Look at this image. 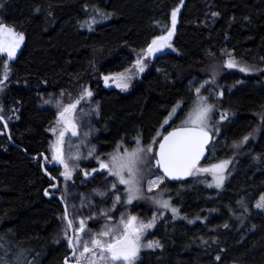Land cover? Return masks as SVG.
I'll return each mask as SVG.
<instances>
[{
  "label": "trees",
  "instance_id": "obj_1",
  "mask_svg": "<svg viewBox=\"0 0 264 264\" xmlns=\"http://www.w3.org/2000/svg\"><path fill=\"white\" fill-rule=\"evenodd\" d=\"M0 18L24 36L0 93L4 111L15 113L8 121L0 117L13 145L0 121V248L16 257L23 252L30 264H61L64 256L50 243L65 209L46 196L56 173L45 161L42 169L41 158L54 113L39 107L40 94L63 92L70 100L90 87L99 103L93 143L106 156L135 139L150 142L173 106L188 105L190 84L205 77L210 62L223 63L221 51L229 50L239 69L257 72L222 76L226 88L244 83L230 94L224 90L220 108L233 118L222 132L232 143L258 123L261 133L238 155L219 192L188 178L166 180L165 199L186 220L198 221L189 225L166 213L146 237L159 248L140 251L137 264H264V215L246 214L264 193V0H0ZM164 27L175 54L156 57L129 95L99 85L104 75L130 68L131 52L145 50ZM131 213L147 220L151 212Z\"/></svg>",
  "mask_w": 264,
  "mask_h": 264
},
{
  "label": "rangeland",
  "instance_id": "obj_2",
  "mask_svg": "<svg viewBox=\"0 0 264 264\" xmlns=\"http://www.w3.org/2000/svg\"><path fill=\"white\" fill-rule=\"evenodd\" d=\"M171 17L173 19L172 15ZM89 21V26L85 25L86 28H90ZM0 25L10 27L4 23L1 18ZM164 28L162 29L163 33L153 39L145 50L131 52L133 62L130 68L122 72L104 75L99 85L103 86L105 89H115L122 95H129L133 91V86L137 84L136 82H138L149 70L156 57L167 53L175 54L172 43L173 35H171V39L167 42L171 47L165 46L160 51L147 54V50L154 40L159 42V37L167 36L168 33L171 32L169 27ZM13 31L16 34H20L14 29ZM23 44L24 40L17 49L15 57L23 47ZM220 55L224 59V62L219 63L212 61L208 64L205 69V77L199 81L192 82L189 86V92L192 98L188 105L183 107V109L182 102L173 106L150 142L143 144L138 139H135L133 145H120L106 156L99 155L97 153V147L93 143V139L98 133L96 122L99 116V103L95 99V95L90 90V87H85L77 96L71 99L69 97L70 100L66 99L63 92L56 94H40L38 96L39 107L42 109H50L54 113V120L46 130V133L49 135V142L48 154L44 161L47 169L54 170L56 173L54 178L58 186H56L54 191H57V193H55L63 202L66 213V216L61 215L58 218V225L50 235V243L63 248L64 256L61 264H63V260L64 264L66 260L67 264H77V261H79V264H93V261H95V264H125L123 261L113 262L111 260L100 259L99 249L94 250L96 253L95 255H93L92 252L84 253L83 245L87 242L88 246L91 247L90 241L92 237L97 236L107 228H112L114 230L112 235H122L124 226L121 221H127V219L132 216L137 217V224H153L151 228L145 229L141 234V238L137 242L139 252L159 248L156 246L152 248L145 247V245L149 243L155 244V242H157L154 239L148 240L146 237L166 213L172 217V220H179L185 223L187 221L189 225L198 221V218L186 220L185 216L181 214L180 209L172 205L171 201L165 199L166 180L157 169L155 150L159 139L164 133L162 132L161 134L162 129V131H164L165 128L169 130L173 127L192 126L191 123H189V119L190 116L194 114L197 107L201 106L200 97H203V105H207L211 109L208 113L205 131L212 135V143L206 159L202 163L197 164L196 167L211 169L213 165L220 164L224 161H227L228 164L223 171H217L215 173L196 172L193 175H189L187 180H189L190 183H199L205 188L217 192L223 189L230 177L235 173L238 155L244 152V148L248 143L255 141L256 137L261 133V126H259L258 123V126L254 127L253 131L246 136L248 137L246 142L244 139L233 143L226 140L221 125L228 119L233 118V116L228 111L220 108L222 96L225 89L227 93L230 94L236 87L242 86L244 83L238 82L226 88L227 85H225L222 80V76L225 75V72L234 73L238 71L239 67H226V64L232 60L231 51L222 50ZM0 58V81H3V83L0 84L1 93L4 82L7 80L5 79V61L8 60V57L6 53H0ZM137 60H142L144 65L143 72H139L136 69L135 65ZM10 61H8V63ZM246 68L249 69V71L245 72L248 76H252L257 72V68H250L248 66ZM261 71H263V69ZM121 73L126 74V76L130 78L123 81L113 79L119 77ZM8 76L9 71L7 69V77ZM105 77H109L107 83L105 82ZM120 83H127V88L123 89L119 87L118 84ZM197 89H199V93H197ZM87 92H91L92 95L88 96L86 94ZM73 104H76V108L71 109L61 118L60 114L63 109ZM225 115L226 118H222L225 117ZM0 117L8 121L15 117V113L14 111H4L0 103ZM165 121H167V123H165ZM73 131L77 134L72 135ZM1 132L0 130V134ZM61 132L64 133L63 137L60 135ZM149 147L153 149L152 152L147 151ZM139 149H143V151H137ZM133 152L137 153L135 158L131 156ZM54 156H58L62 159L63 163H60L59 160H54ZM114 157L115 160L113 159ZM102 162L107 165L106 168H101ZM122 165L123 167H121ZM66 171L70 173L68 178L64 175ZM117 171L120 172V175L123 176L125 180H129L130 183L121 184L120 177L113 174ZM221 175L224 179L221 186L217 187V178ZM55 182H51L47 191L48 193H46L48 195L47 198H50L51 194L54 193L52 187L55 185ZM130 188L133 189L131 193L129 191ZM130 195L137 198L132 199V202L128 203ZM117 197H120L119 202H117ZM261 197H264V193L257 198L250 210L247 209L246 214L253 211L264 215V209L256 207ZM164 201L168 202V208L163 207ZM134 205L137 207L133 208ZM173 208L176 209L175 213L172 211ZM132 210L140 215H146L151 212L150 217L144 220L140 218V216L132 214ZM239 210H242V212L244 211L242 208ZM81 221L84 222L83 231L80 230ZM70 222L71 227L69 228L68 223ZM77 236L80 237V245H76ZM69 239L73 241L75 252L72 247H69ZM103 239L110 242L111 236L104 237ZM139 252L133 260V264L138 263ZM0 253L3 254V257L0 255V264H30L27 261L25 263L23 252H20L19 257H16L15 254H11V250H8V248L7 250L0 248ZM70 253H73V255L69 258H65ZM81 253H83V256H81ZM105 255L108 254L105 253ZM31 264H39V262H32Z\"/></svg>",
  "mask_w": 264,
  "mask_h": 264
},
{
  "label": "snow or ice",
  "instance_id": "obj_3",
  "mask_svg": "<svg viewBox=\"0 0 264 264\" xmlns=\"http://www.w3.org/2000/svg\"><path fill=\"white\" fill-rule=\"evenodd\" d=\"M173 16V26L175 25V17L176 12L172 13ZM172 33L169 32L167 36L159 37V42L154 40L152 45L149 46L147 50V54H152L156 51H160L163 47H171L170 44L167 42L171 39ZM24 36L23 34H16L12 28L5 27L0 25V53H6L8 60L5 61V79H7V67L8 61L12 60L15 55L17 49L20 47V44L23 42ZM236 62L234 60H230L226 67L233 68L236 67ZM136 69L139 72L144 71V65L142 60H137ZM242 72L249 71V69L245 67H240L239 69ZM126 74L121 73L119 77L113 79H119L121 81L125 79H129ZM105 82L109 80V77H105ZM3 81H0L2 84ZM119 87L123 89L127 88V83H120L118 84ZM197 93H199V89H197ZM88 96H91V92L86 93ZM201 106H198L195 110L194 114L190 116L189 123H191L192 127L190 128H183L178 131L170 133L168 136L164 137V142L160 144V151L158 153L159 159L156 161L157 166L161 167L164 170L166 176L172 178H179V176H187L193 175L196 172H217L223 171L224 168L227 167L228 162L224 161L220 164L213 165L211 169L209 168H197L196 165L199 162L200 158L203 156V146L208 142V134L205 131L206 122L208 119V113L211 109L207 105H203V97H200ZM79 103V102H77ZM76 104L71 105L70 107H66L61 112L60 116L63 118L66 113H68L71 109H75ZM222 118H226L222 117ZM167 123V121H165ZM75 131L72 132V135H76ZM61 137H63L64 133H60ZM248 137L244 138L246 142ZM137 151H143V149H139ZM148 152H152L153 149L149 147L147 149ZM137 155L136 152H133L131 156L135 158ZM54 160H59L60 163H63V160L60 159L58 156L53 157ZM115 160V157L113 158ZM67 168V166L65 165ZM107 165L103 162L101 163V168H106ZM123 167V165L121 166ZM120 177L121 184H128L130 183L129 180H125L123 176L120 175V172L117 171L113 173ZM65 177L68 178L70 173L67 171L64 173ZM224 177L221 175L217 178L216 186H221ZM155 183V182H152ZM115 186V185H114ZM211 186V185H210ZM130 193L133 189H129ZM137 197L130 195L128 203L132 202V199ZM120 197H117V202H119ZM163 207L168 208V202H163ZM257 208L264 209V197H261L260 201L256 205ZM175 213L176 209H172ZM137 217L132 216L127 219V221H121L124 226V231L122 235H112L113 229L107 228L106 230L100 232L97 236H93L90 244L91 247L88 246V243L85 242L84 253L92 252L95 255V249H99V256L102 260H111L113 262L116 261H123L125 264H133V260L136 258L137 253L139 252V246L137 242L141 238V234L144 232L145 229L151 228L153 226L152 223L143 224V223H136ZM69 227H71V222L69 223ZM80 230H84V222L81 221L80 223ZM111 236V241H105L104 237ZM81 240L80 237H76V245H80ZM153 246L159 247L158 242L149 243L145 245V247L152 248ZM69 247H72L75 252V246L73 245V241L69 239ZM107 253L108 255H105ZM83 256V253H81ZM67 264V260L65 262ZM79 264V261H77ZM95 264V261H93Z\"/></svg>",
  "mask_w": 264,
  "mask_h": 264
},
{
  "label": "water",
  "instance_id": "obj_4",
  "mask_svg": "<svg viewBox=\"0 0 264 264\" xmlns=\"http://www.w3.org/2000/svg\"><path fill=\"white\" fill-rule=\"evenodd\" d=\"M1 122L3 123L2 120H1ZM3 124H4V123H3ZM190 127H192V126L175 127V128H171V129H169V130L163 135V137L160 139V141H159V143H158V145H157V147H156V150H155V160L157 161V160L159 159L158 153H159V151H160V144L164 142V137L168 136V135H169L170 133H172V132L178 131V130L183 129V128H190ZM4 129H5V135H6V138H7L8 141L10 142V140H9V138H8L7 129H6V126H5V125H4ZM207 134H208V137H207V138H208V142L203 146V156L200 158V160H199L198 163L203 162V161L206 159V157H207V155H208V148L210 147V145H211V143H212V135H211L209 132H207ZM10 144L12 145L11 142H10ZM12 146H13V145H12ZM42 169H43V166H42ZM157 169H158V171L160 172V174L164 177L165 180H168V181H170V182H172V183L182 182V181L186 180V179L188 178V176H189V175H187V176H183V175H181V176H179V178H172V177L166 176L165 173H164V170H163L161 167L157 166ZM43 171H44V170H43ZM70 237H71V236H70ZM70 248H71V247H70ZM72 255H73V253H70V254L67 256V258L71 257Z\"/></svg>",
  "mask_w": 264,
  "mask_h": 264
},
{
  "label": "bare ground",
  "instance_id": "obj_5",
  "mask_svg": "<svg viewBox=\"0 0 264 264\" xmlns=\"http://www.w3.org/2000/svg\"><path fill=\"white\" fill-rule=\"evenodd\" d=\"M1 120H2V118H0V121H1ZM2 121H3V120H2ZM1 123H2V122H1ZM3 123H4V124H3ZM3 123H2V124H3V127H4V125L6 126V124H5L4 121H3ZM6 129H7V127H6ZM4 131H5V129H4ZM7 134H8V130H7ZM162 137H163V136H162ZM162 137H161V138H162ZM8 138H9V136H8ZM161 138H160V139H161ZM160 139H159V141H160ZM9 140H10V138H9ZM159 141H158V143H159ZM10 142L12 143L11 140H10ZM157 145H158V144H157ZM34 158H36V157H34ZM32 159H33V158H32ZM44 160H45V158H44V156L42 155V158H41V166H43V168H44ZM43 172H47V171L44 170ZM50 178H51L54 182L56 181L54 177H53L54 179H53L52 177H50ZM167 181H168V180H167ZM169 182H170V181H169ZM182 182H183V181H182ZM171 183H172V182H171ZM178 183H179V182H178ZM53 184H54V183H53ZM56 186H58V185H57V182H55V185L52 187L53 190L56 189ZM81 188H82V187H81ZM50 191H51V189H50ZM51 192H52V191H51ZM55 192L57 193V191H55ZM46 196H48V195L46 194ZM53 196L56 197V198L61 202V204H62V206H63V202L60 200V198L58 197V195H56V194L53 193ZM63 207H64V206H63ZM64 214H65V216H66L65 210H64ZM66 220H67V219H66ZM68 224H69V223H68ZM69 228H70V227H69ZM66 258H67V257H66Z\"/></svg>",
  "mask_w": 264,
  "mask_h": 264
},
{
  "label": "flooded vegetation",
  "instance_id": "obj_6",
  "mask_svg": "<svg viewBox=\"0 0 264 264\" xmlns=\"http://www.w3.org/2000/svg\"><path fill=\"white\" fill-rule=\"evenodd\" d=\"M210 148V147H209Z\"/></svg>",
  "mask_w": 264,
  "mask_h": 264
}]
</instances>
